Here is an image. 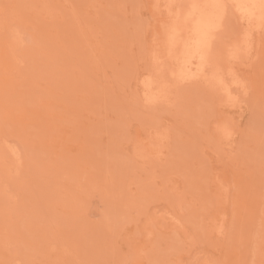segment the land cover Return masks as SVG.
<instances>
[{"label":"rangeland","instance_id":"obj_1","mask_svg":"<svg viewBox=\"0 0 264 264\" xmlns=\"http://www.w3.org/2000/svg\"><path fill=\"white\" fill-rule=\"evenodd\" d=\"M202 1L0 0V264H264V9Z\"/></svg>","mask_w":264,"mask_h":264},{"label":"bare ground","instance_id":"obj_2","mask_svg":"<svg viewBox=\"0 0 264 264\" xmlns=\"http://www.w3.org/2000/svg\"><path fill=\"white\" fill-rule=\"evenodd\" d=\"M191 1V0H190ZM197 1V0H196ZM198 1H200V0H198ZM202 1V0H201ZM214 1V0H213ZM237 1V0H236ZM250 1V0H249ZM253 1H255V0H253ZM257 1H260V2H258L257 3ZM256 2H255V4H257L256 5V7H258V9H264L263 7H264V0L261 2V0H257ZM158 2V1H157ZM157 2H155V3H157ZM205 2V1H204ZM203 1H202V4L204 3ZM225 2V1H224ZM227 2V1H226ZM232 3H233V1H231ZM235 2V1H234ZM197 3V2H196ZM201 4V3H200ZM199 4V6L200 7H197V9H191V10H188V13H191L192 15H194L195 13L196 14H198V11H199V9H201L202 7V5H200ZM204 4H206V3H204ZM231 4V3H230ZM241 4V3H240ZM245 4H248V1L246 0V2H245ZM183 5V4H182ZM195 5V4H194ZM220 5V4H219ZM233 5H237V3L236 4H233ZM233 5H231V6H233ZM211 6H212V4H211ZM214 6V5H213ZM212 6V7H213ZM242 6V5H241ZM191 7H192V5H191ZM214 7H216V8H214V10L215 11H213L212 13H208L207 15H205V13H203L202 15H200V14H198L197 16H193V19H194V22L195 23H193V22H191L193 25H190V23H188V24H183V23H181V24H178V23H174V21H173V25H171V26H169L170 24L168 23V26L167 27H165L166 28V35H165V40H164V42H165V44H166V46H167V48H168V50L169 51H172L173 52V54H176V53H174L176 50H177V47H180V52L184 55L183 57H181L180 58V60L178 61V65L176 66V67H178V70H177V74H178V76H179V81H180V79H185V78H190V77H192V76H195V75H197V73L198 72H201V70L200 69H202V66H205V64L207 63V61H208V58H209V56H210V54H209V48L210 47H212V44L210 43L211 42V39L213 38V36H214V32L213 31H215L217 28L216 27H218L219 25H220V23H219V21H220V19L221 18H223L222 17V13L224 12V11H222V8L224 7V6H222L221 7V10H219V9H217V7L218 6H214ZM238 7V6H237ZM246 7H249V5L247 6L246 5ZM116 8V7H115ZM187 8V7H186ZM188 8H190V7H188ZM187 8V9H188ZM193 8V7H192ZM204 8H205V6H204ZM227 8V7H226ZM230 8V7H229ZM244 8V7H243ZM243 8H238V9H243ZM250 8V7H249ZM12 9V8H11ZM187 9L186 10H184V11H187ZM210 9H211V7H210ZM225 9V8H224ZM235 8H233V10H234ZM245 9H247V8H245ZM118 10V9H117ZM213 10V9H212ZM257 10V9H256ZM255 10V11H256ZM114 11V10H113ZM202 11V10H201ZM211 11V10H210ZM264 11V10H263ZM119 12V11H118ZM117 12V13H118ZM127 12V11H126ZM182 12V11H181ZM200 12V11H199ZM203 12V11H202ZM237 12H238V10H237ZM253 12H254V10H253ZM252 12V13H253ZM257 13H259L258 11H256ZM242 13H243V11H242ZM247 13V12H246ZM251 13V14H252ZM261 13V12H260ZM170 14V13H169ZM175 13H172V15H174ZM177 14V13H176ZM179 14V13H178ZM177 14V15H178ZM187 14V13H186ZM244 14V13H243ZM176 15V16H177ZM204 15L206 16V17H204ZM255 15V14H254ZM259 16H260V14H258ZM257 15V16H258ZM114 16V15H113ZM180 16L182 17V13L180 14ZM245 16V15H244ZM252 16V15H251ZM256 17V18H260V17ZM36 17V16H35ZM40 17V16H39ZM125 17V16H124ZM128 17V16H127ZM149 17V16H148ZM180 17V18H181ZM190 16H188V18H189ZM232 17V16H231ZM243 17V16H242ZM126 18V17H125ZM170 18V17H169ZM173 18V16L171 17V19ZM183 18V17H182ZM187 18V17H186ZM191 18V17H190ZM254 18V17H253ZM170 19V20H171ZM185 19V18H184ZM184 19H182V21L184 20ZM192 19V20H193ZM245 19V18H244ZM243 19V20H244ZM250 19H251V17H250ZM263 19V18H262ZM181 20V19H180ZM247 20V19H246ZM260 20V19H259ZM168 22H170V21H168ZM176 22V21H175ZM177 22H179V21H177ZM189 22V21H188ZM245 22H247V21H245ZM261 22L262 21H260V22H258L256 25H255V29L257 28V27H260L261 26ZM244 23V22H243ZM252 25H253V23H251ZM186 25L188 26V25H190L189 26V28H191L192 30H193V32H192V34H190L191 35V37H188V36H185V32H187L188 33V31H190V29H186ZM263 27V26H262ZM186 29V30H185ZM224 29V28H223ZM240 29V28H239ZM148 30V29H147ZM163 30V29H162ZM251 31V30H250ZM142 33V32H141ZM239 33V32H238ZM252 33V32H251ZM79 34V33H78ZM143 34V33H142ZM149 35V34H148ZM79 36V35H78ZM108 36V35H107ZM118 36V35H117ZM104 38H105V36H104ZM143 38V37H142ZM117 39V38H116ZM122 39V38H121ZM92 40V39H91ZM122 41V40H121ZM59 42V41H58ZM120 42V41H119ZM150 42V41H149ZM211 45V46H210ZM117 46V45H116ZM125 46V45H124ZM157 48V47H156ZM95 49V48H94ZM215 49V48H214ZM177 50V51H178ZM211 50V49H210ZM179 51H178V53H177V57L180 55L179 54ZM156 52V51H155ZM239 52V51H238ZM167 53H168V51H167ZM187 53H189V54H187ZM230 53V52H229ZM170 54V53H169ZM172 54V55H173ZM227 54V53H226ZM134 55V54H133ZM167 55V54H166ZM170 56H171V54H170ZM133 57V56H132ZM172 57H174V56H172ZM123 58V57H122ZM176 59H178V58H176ZM175 59V60H176ZM213 59V58H212ZM254 59V58H253ZM166 60V59H165ZM134 63V62H133ZM175 63V62H174ZM250 66V65H249ZM116 67V66H115ZM120 67V66H119ZM175 67V68H176ZM206 67V66H205ZM118 68V67H117ZM153 68V67H152ZM207 68V67H206ZM245 68V67H244ZM27 69V68H26ZM203 69H205V68H203ZM202 69V70H203ZM14 70V69H13ZM200 70V71H199ZM167 71V70H166ZM80 72V71H79ZM11 73V72H10ZM105 74V73H104ZM206 74V73H205ZM200 75V74H199ZM221 75V74H220ZM234 75V74H233ZM79 76V75H78ZM237 77V76H236ZM188 78V79H189ZM1 79V78H0ZM150 79V81H148L147 80V82H145V84H144V86L146 87V89H145V91L146 90H148L149 91V93L147 94V96H148V99L149 100H151V101H154L155 99H159V98H157L159 95H161V93H162V90L164 91V89H162V88H160V86H156V87H158L157 88V90L158 91H156L155 92V89H154V84H152V86L150 85V83L153 81L151 78H149ZM242 79V78H241ZM186 80V79H185ZM198 80V79H197ZM222 80V79H221ZM251 81V80H250ZM125 82V81H124ZM184 82V81H183ZM197 82V81H196ZM153 83V82H152ZM100 84H101V80H100ZM230 84V83H229ZM234 84H236V83H234ZM103 85V84H102ZM150 85V86H149ZM151 87H153V91L155 92H150V91H152V90H150V88ZM192 87V86H191ZM230 87H231V85H230ZM160 88V89H159ZM164 88V87H163ZM225 88V87H224ZM185 89V88H184ZM187 89V88H186ZM206 89V88H205ZM228 90V89H227ZM240 91H241V89H240ZM227 92V91H226ZM224 93V92H223ZM208 95V94H207ZM222 95V94H221ZM229 95V94H228ZM203 96V95H202ZM205 96V95H204ZM204 98V97H203ZM234 98V97H233ZM147 99V100H148ZM214 99V98H213ZM235 99V98H234ZM241 99V98H240ZM216 101V100H215ZM229 101H231V100H229ZM223 102V101H222ZM208 105V104H207ZM239 106V105H238ZM209 111V110H208ZM199 115V114H198ZM232 120V119H231ZM222 122V121H221ZM216 128V127H215ZM54 130H55V128H54ZM38 134V133H37ZM44 135V134H43ZM229 135V134H228ZM231 135V134H230ZM48 136V135H47ZM36 137V136H35ZM42 138H43V136H42ZM37 144V143H36ZM159 152V151H158ZM225 153V152H224ZM242 153V152H241ZM160 155V154H159ZM162 156V155H161ZM251 156V155H250ZM202 163V162H201ZM204 165V164H203ZM202 165V166H203ZM242 165V164H241ZM201 166V167H202ZM210 166V165H209ZM240 166V165H239ZM262 171H263V169H262ZM107 172V171H106ZM198 172V171H197ZM105 174V173H104ZM115 174V173H114ZM197 174V173H196ZM263 174V173H262ZM151 176V175H150ZM105 177V176H104ZM107 177V176H106ZM110 180V179H109ZM63 182V181H62ZM189 183V182H188ZM178 185V184H177ZM186 186V185H185ZM191 186V185H190ZM187 187V186H186ZM185 187V188H186ZM178 188H180V187H178ZM192 188V187H191ZM105 201V200H104ZM185 238V237H184Z\"/></svg>","mask_w":264,"mask_h":264}]
</instances>
